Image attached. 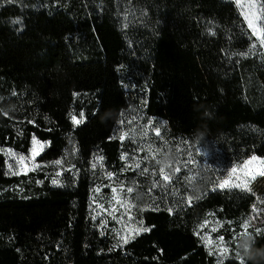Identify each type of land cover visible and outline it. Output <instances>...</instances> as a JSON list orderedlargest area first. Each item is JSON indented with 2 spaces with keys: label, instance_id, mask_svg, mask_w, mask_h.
Masks as SVG:
<instances>
[{
  "label": "trees",
  "instance_id": "trees-1",
  "mask_svg": "<svg viewBox=\"0 0 264 264\" xmlns=\"http://www.w3.org/2000/svg\"><path fill=\"white\" fill-rule=\"evenodd\" d=\"M238 13L232 0H0V149L27 155L33 136L47 145L35 158L41 167L19 176L5 175L12 160L0 151V264H217L201 237L228 242L253 196L212 191L213 182L264 158L258 61L236 55L251 43ZM162 36L197 61L219 96L194 93L157 66ZM81 113L73 127L71 115ZM127 119H140L146 145L113 139ZM165 141L179 154L165 170L177 177L166 191L152 187L163 181L158 152L146 147ZM136 150L133 162L121 159ZM94 157L103 170L91 167ZM198 169L207 175L199 199L186 183ZM57 172L63 186L52 184ZM112 188L137 207L121 215ZM129 228L133 238L121 243ZM234 256L223 264H239Z\"/></svg>",
  "mask_w": 264,
  "mask_h": 264
},
{
  "label": "snow or ice",
  "instance_id": "snow-or-ice-1",
  "mask_svg": "<svg viewBox=\"0 0 264 264\" xmlns=\"http://www.w3.org/2000/svg\"><path fill=\"white\" fill-rule=\"evenodd\" d=\"M9 2H13V0H9ZM232 2L236 5V7L239 9L238 15L243 17V21L246 22V27L250 32H248V38L251 41L250 47L246 52L243 53H237L236 55L240 56H247L250 54H254L257 50V45H260L261 47H264V0H232ZM19 22V21H17ZM255 38V39H253ZM71 120L73 127L76 125L84 122V114H80V119L78 120L74 115H71ZM116 133L120 132V128L117 127L115 130ZM143 135H147V131L143 133ZM128 139L130 142L135 141L136 137L133 133H128L126 135H115L113 136V139ZM154 139L159 141L163 140L162 133L160 132L159 128L155 129ZM166 142V141H165ZM47 147L46 144H41L35 136L32 138V148L30 149V155L24 156V155H18L17 153L13 152L11 149H0V151H3L5 155L12 160L11 163L6 161L7 164V171L5 172V175H12V176H19L21 174H27L30 171L38 170L41 165L36 163L35 158L44 150V148ZM147 150L149 152H159L161 149H153L151 145H147ZM77 152V149L73 148V154L75 155ZM148 157H145L147 159ZM121 159L127 161V156H122ZM62 159H57L54 161V165L61 166L63 164ZM99 163L101 170H103V163L102 158H95L94 162L92 163L91 167L93 169H96L97 164ZM135 168H139L140 161L136 160L135 162ZM31 165V167H29ZM67 171H72V169H66ZM125 170H128V166H126ZM147 169H144L141 172V175L147 174ZM181 171L180 168L176 169V173H179ZM227 171V176L224 179L215 180L213 183L215 184V187L212 189V191L220 190V189H238L241 191H251L250 183L256 178L264 177V158H259L255 155L245 159L240 163L238 166H233L230 168V170ZM160 175L162 177L163 184L158 185L154 184L152 187L155 189L157 186H160L162 190L166 191L170 186L173 179H176V176H169L165 172V170L160 169L159 170ZM61 173L57 172L55 174L56 178L52 179V184L57 186H63L60 183L59 177ZM109 179L112 178V173L106 174ZM223 175V174H222ZM123 182H121L122 184ZM94 191H100L99 189H94ZM121 192H124L125 189L121 187ZM134 189L133 187H128L126 189V193L129 197H131ZM112 197L111 200H114L116 204H119V206L123 209V213L121 215L127 214L131 212L133 208H136V205H133L129 202V200H122L118 194V191L116 188H112ZM202 198V197H199ZM198 198V199H199ZM154 199V198H153ZM188 202H191V198H188ZM97 207H103L102 205H98ZM116 209L113 207L110 214H113V219H116L114 213ZM95 219V216L93 217ZM132 220V217L129 216V221ZM253 218H241V224H240V230L239 231H232L231 240H229L228 244H234L235 245V238L237 235L244 231H250L253 234L256 235L257 240L260 238H264V229L261 227H257L252 222ZM227 223L231 224V221H228ZM262 224H264V221H261ZM219 227H223V224L220 222H216ZM201 227H204L202 224ZM141 230H147V229H137V234ZM217 227H212L210 229V232H216ZM119 235V233H118ZM132 236L124 237L121 236L120 242L121 243H128L130 239H132ZM202 242L205 244L206 247L209 248V255L213 254V251L215 249V252L217 254V264H223L224 259L227 257V254L229 253V248L225 246L224 237H219L217 240L213 241L210 235H205L201 237ZM214 246V248H213ZM232 259H236L239 261V264H248V262H245L243 258L239 257L236 253L234 257H231Z\"/></svg>",
  "mask_w": 264,
  "mask_h": 264
},
{
  "label": "rangeland",
  "instance_id": "rangeland-1",
  "mask_svg": "<svg viewBox=\"0 0 264 264\" xmlns=\"http://www.w3.org/2000/svg\"><path fill=\"white\" fill-rule=\"evenodd\" d=\"M257 46L259 47H257L258 49L255 53L250 54L255 56L258 61V64L255 67L257 84L254 85V89L262 98H264V48L260 45ZM156 64L160 68L166 69L175 75L185 78L189 82L194 93L202 96H219L217 85L211 78L208 77V75H206V73L198 65L197 61L180 51L178 47L166 36H162L158 42ZM259 119L264 124V110L259 113ZM122 127L124 128L122 135H126L128 133H133L135 135L136 139L133 142L136 146H144L147 144V135H143L146 131L145 126L141 124L140 119L135 121L127 119L123 122ZM131 130H133V132ZM138 151L136 150L133 154L126 153V156L128 157L127 161L133 162L134 158H138ZM30 154L31 153L29 151V153L24 156L27 157ZM29 167H31V165H29ZM250 188L251 191L246 192L252 194L253 203L247 211V218H253L252 222L255 226H257L261 224V221H264V177L258 176L256 180L250 183ZM112 195L113 193L111 191L110 198ZM112 203L113 205L116 204L114 200H112ZM128 230L129 232H126L128 235L134 233L132 228H129ZM225 246L230 249L227 256L232 253L233 255H236L237 252L234 244H228L225 241ZM257 246L259 245L257 244ZM248 264H251V262H248Z\"/></svg>",
  "mask_w": 264,
  "mask_h": 264
},
{
  "label": "clouds",
  "instance_id": "clouds-1",
  "mask_svg": "<svg viewBox=\"0 0 264 264\" xmlns=\"http://www.w3.org/2000/svg\"><path fill=\"white\" fill-rule=\"evenodd\" d=\"M158 159L156 164L160 169H171L175 161L179 158L177 151L173 147L164 143L163 149L158 152ZM207 179L206 170L198 169L186 178V183L195 198H199L202 192V184L200 180ZM235 247L237 255L245 262L251 264H264V245L257 246V237L250 231H244L237 235L235 238Z\"/></svg>",
  "mask_w": 264,
  "mask_h": 264
}]
</instances>
